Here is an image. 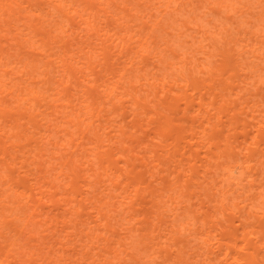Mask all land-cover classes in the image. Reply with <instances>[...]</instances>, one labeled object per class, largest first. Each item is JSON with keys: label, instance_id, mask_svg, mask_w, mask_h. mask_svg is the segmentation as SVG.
<instances>
[{"label": "bare ground", "instance_id": "bare-ground-1", "mask_svg": "<svg viewBox=\"0 0 264 264\" xmlns=\"http://www.w3.org/2000/svg\"><path fill=\"white\" fill-rule=\"evenodd\" d=\"M202 1L253 12L251 0H0V264H264V23L207 26ZM187 31L205 41L189 56L172 39ZM228 100L241 125L220 115ZM143 219L151 258L135 242Z\"/></svg>", "mask_w": 264, "mask_h": 264}, {"label": "rangeland", "instance_id": "rangeland-1", "mask_svg": "<svg viewBox=\"0 0 264 264\" xmlns=\"http://www.w3.org/2000/svg\"><path fill=\"white\" fill-rule=\"evenodd\" d=\"M254 4H253V12L251 14L245 12L244 10H242L244 13L240 14V15H237L236 13L233 12V10H217L214 8V6H212L211 4L209 3H206V2H199V5L197 6L196 8V11L195 13L193 14L195 17L194 19L203 23V24H206L207 26H210V27H213L215 24L216 26L220 27L221 24L223 25H231L232 27H239V25H243L246 27V25H248V20L250 19H254L255 20V24H260V23H264V19H256V17H258V15L264 11V0H251ZM162 8V7H160ZM239 12V11H238ZM188 13L186 14L185 12H168L165 14V17L168 18L170 21H173V23H175V19L178 18V19H182V18H186L188 17ZM263 17H264V14H263ZM189 18V17H188ZM247 20V21H246ZM177 23V22H176ZM188 33H184L183 35L181 36H177V35H173L172 36V39L175 41V43L177 44L178 47H180L181 49H186L189 53L187 56L191 55L192 53H195V50L198 48L199 44H202V43H205V41H200L199 40V37L196 35V36H193L194 34L187 31ZM250 34L247 33V36H249ZM258 38L262 39L264 38L263 36H258ZM196 56H198V54H196ZM195 57V56H194ZM168 58L171 60L172 58V54H169L168 55ZM179 57H176V60H178ZM166 61V60H165ZM221 61V59L219 60H216L215 61V64H219V62ZM230 62V61H229ZM262 65V64H260ZM162 66H164L162 64ZM199 68V66H196L195 67V70H197ZM164 70H167V71H170L169 68H164ZM241 70H238L235 71V79H234V82L236 83L237 82V79L238 78H241ZM262 77L264 76V65H262V68H258V71H257ZM253 87H251L252 89ZM250 89V90H251ZM258 94V99L262 96V94H264V83L261 84L260 86V89H259V93ZM249 94L248 92H246L243 96H242V100H246V97H248ZM228 102V105H227V108L220 114L223 116V118H227L231 115L234 116V119L236 120V125H241L242 122L244 121L242 118L245 117V114L244 113H241V108L239 106H237V104L235 105V102H230L229 100L227 101ZM230 102V103H229ZM128 101L125 102V104H127ZM218 105V102L216 103ZM123 110H125V108H122ZM127 112V111H126ZM124 122H127L128 119L131 118V115H128V112L126 113V115L124 116ZM139 124V123H137ZM188 134V139H190L193 135H192V130H188L187 131ZM219 133V131H217V128L214 129L212 131V137L213 136H216L217 134ZM135 149L132 150V152H136L137 150V147H133ZM135 158V157H134ZM136 161H135V165L138 166L139 168H143L142 166V159H137L135 158ZM201 161L200 160H197L196 161V172L201 174V171H202V167H201ZM153 164L151 163V166ZM260 167V169L258 170V168ZM255 168V171H256V174H258L257 176L260 178L262 176V174H264V160H263V163H260V164H256L254 166ZM144 177L147 179V178H150L148 175H145L144 174ZM151 179V178H150ZM150 179H147V180H150ZM154 181H152L148 187H146L147 189L144 190V194H149L150 192H153V187H154ZM98 184V183H97ZM165 184V183H164ZM167 185L169 186L168 184V181H166V185L165 187L167 188ZM200 190V188H199ZM201 191H204L205 193L207 192L206 190L204 189H201ZM206 196V194H205ZM145 199H149V197H145ZM187 201H193V204H191V208H192V211L193 210H196L198 209V204L199 202H201V199L198 198V196H194V197H191L190 200H186ZM121 201H118V202H114L113 204H108L109 207L112 209V212L115 211V209L118 208L121 206L120 205ZM255 204H257L255 202ZM134 205H137V204H134ZM149 205V203H148ZM205 208H201L200 210V214L198 215V218H197V223H200V221L206 216L208 215V211L206 212L204 210ZM130 211V210H129ZM148 211L147 207L143 210H138L137 212V218H144L145 216V213ZM191 213V212H190ZM127 212H120L118 211V219H119V222H123L125 223L126 220H124V215H126ZM147 214V213H146ZM128 217V216H126ZM193 217H191L192 219ZM186 219V216L183 215V213H180L177 217V221L178 222H181L183 220ZM144 223H143V227L140 231H138V236L135 237V242L136 244L139 246V250L141 251V254L145 256V258H151L152 256H154L153 252L152 251H148V248L146 250H143L142 246L143 243H141V240H142V234L147 231L148 229V226H145L147 225V221L145 219H143ZM210 224V222H209ZM256 225L257 222L255 220V218L252 219V223L251 225ZM122 230L121 229H118V232H121ZM120 233H118L119 235ZM201 234L198 233L197 236H200ZM204 236V235H203ZM227 236V235H226ZM202 238V237H201ZM226 239V237H223L221 239ZM129 238H127L126 240H128ZM227 239H230V238H227ZM118 247H119V243H118ZM187 249V248H186ZM162 256L165 255L166 252L162 251ZM157 254V253H156ZM123 256V259H121L122 261V264H133L131 262V260L123 253L122 254ZM146 264H148L149 262L145 261ZM194 264V263H193ZM243 264V263H241Z\"/></svg>", "mask_w": 264, "mask_h": 264}]
</instances>
